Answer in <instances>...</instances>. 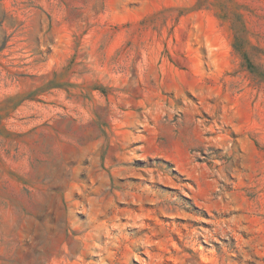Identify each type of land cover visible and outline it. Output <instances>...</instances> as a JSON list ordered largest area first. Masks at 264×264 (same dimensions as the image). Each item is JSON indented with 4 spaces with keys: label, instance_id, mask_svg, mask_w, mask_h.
<instances>
[{
    "label": "rangeland",
    "instance_id": "obj_1",
    "mask_svg": "<svg viewBox=\"0 0 264 264\" xmlns=\"http://www.w3.org/2000/svg\"><path fill=\"white\" fill-rule=\"evenodd\" d=\"M0 264H264V0H0Z\"/></svg>",
    "mask_w": 264,
    "mask_h": 264
}]
</instances>
